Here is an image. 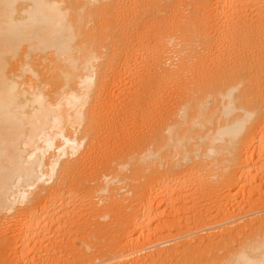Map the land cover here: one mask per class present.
<instances>
[{"label": "bare ground", "instance_id": "bare-ground-1", "mask_svg": "<svg viewBox=\"0 0 264 264\" xmlns=\"http://www.w3.org/2000/svg\"><path fill=\"white\" fill-rule=\"evenodd\" d=\"M0 264H264V0H0Z\"/></svg>", "mask_w": 264, "mask_h": 264}, {"label": "rangeland", "instance_id": "rangeland-1", "mask_svg": "<svg viewBox=\"0 0 264 264\" xmlns=\"http://www.w3.org/2000/svg\"><path fill=\"white\" fill-rule=\"evenodd\" d=\"M71 236H72V235H71ZM73 236L75 237V235H74V234H73ZM73 236H72V237H73ZM74 237H73V238H74Z\"/></svg>", "mask_w": 264, "mask_h": 264}]
</instances>
